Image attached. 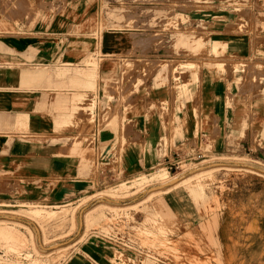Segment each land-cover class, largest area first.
<instances>
[{
	"label": "rangeland",
	"instance_id": "obj_1",
	"mask_svg": "<svg viewBox=\"0 0 264 264\" xmlns=\"http://www.w3.org/2000/svg\"><path fill=\"white\" fill-rule=\"evenodd\" d=\"M93 5L79 61L49 66L57 78L41 87L71 106L41 110L54 113L53 129L33 138L76 162L77 181L56 185L87 187L59 206L0 208L34 222L46 248L38 251L28 226L0 220V231L19 236L0 237V264H65L68 237L98 249L99 264H264V0ZM103 45L121 51L104 54ZM103 64L112 67L106 75ZM60 115L69 121L60 124ZM167 160L181 168L165 169ZM214 216L227 237L203 235Z\"/></svg>",
	"mask_w": 264,
	"mask_h": 264
},
{
	"label": "crops",
	"instance_id": "obj_2",
	"mask_svg": "<svg viewBox=\"0 0 264 264\" xmlns=\"http://www.w3.org/2000/svg\"><path fill=\"white\" fill-rule=\"evenodd\" d=\"M93 6V0H0V170L6 173L0 176V182L5 183V187L0 185V208H19L37 202L59 206L80 197L84 192L81 188L87 187L67 184L70 189L65 191L62 189L65 185H56L55 181H77L76 162L59 157V145L33 138L53 129L54 113L47 114L44 110H58L70 105L66 100L49 98L51 94L44 93L41 87L45 80L50 84L52 78H57L49 66L59 61L70 65L79 61L78 48L90 30L88 23L94 17ZM241 47L244 49L246 45ZM120 51L114 46L103 45L104 54ZM45 67H49L46 75ZM111 69L110 64H103L99 73L106 75ZM100 85L102 88L103 84ZM101 88L98 97L105 109L108 100ZM159 95L162 93L156 92L154 100ZM140 97L134 95L137 112L141 109ZM219 99H215L212 108L221 115ZM113 102L116 104L117 99ZM121 107L119 104V109ZM133 119L139 122L136 115ZM24 123L25 126L20 128L19 124ZM98 184L93 182V188ZM0 220L28 226L38 251H45L42 234L34 222L9 212H0ZM65 240L66 246L73 247L65 264H99L103 261L98 249L88 244L78 245L76 238Z\"/></svg>",
	"mask_w": 264,
	"mask_h": 264
},
{
	"label": "bare ground",
	"instance_id": "obj_3",
	"mask_svg": "<svg viewBox=\"0 0 264 264\" xmlns=\"http://www.w3.org/2000/svg\"><path fill=\"white\" fill-rule=\"evenodd\" d=\"M236 46H239V45H236ZM62 71H64V70H62ZM80 70H76V72H79ZM81 71H83V70H81ZM57 75H59L60 74V76H63V72H61V71H59V72H57L56 73ZM46 75V74H45ZM31 76V75H30ZM176 77V76H175ZM193 79L194 80H196L198 77H197V74H194L193 76ZM242 78V77H241ZM244 78V77H243ZM242 78V79H243ZM176 80H177V78H176ZM175 80V81H176ZM206 81H209V80H207L206 79ZM242 81V80H241ZM244 81V80H243ZM210 84V83H209ZM72 105H73V103H72ZM70 106H71V104L68 106V107H64V108H62V109H68V108H70ZM73 109V106H72V108L70 109V110H72ZM69 110V111H70ZM94 118V117H93ZM60 124L61 123H67L68 121H69V119H65L64 121H61V115H60ZM95 119V118H94ZM93 119V120H94ZM24 121H26V118L24 119ZM197 122V121H196ZM25 126V123L24 124H19V127L20 128H22V127H24ZM197 127V126H196ZM166 129V128H165ZM167 131V130H166ZM199 137H200V135H199ZM199 175V174H198ZM141 178H137L136 179V183H140L141 182ZM125 186V184H122L120 187H124ZM52 207V206H51ZM42 209V208H41ZM52 209H54V208H52ZM93 212H94V210H89L85 215H84V217H83V219H85V218H88V217H92L94 214H93ZM51 213H54V211L52 210L51 211ZM25 215H27V217H32V218H35V217H37V216H35V215H42V214H40V213H38L37 214V212L36 213H29V214H25ZM262 216V215H261ZM26 217V216H25ZM36 219V218H35ZM72 219V223H73V226H75L76 224H75V218H71ZM87 220V219H86ZM0 222H4V221H0ZM14 223H16V222H14ZM208 223V225H207V227H204V229H203V235L205 236V238H207V239H211V240H214L215 238H216V236H218V232H216V230L218 229H220L219 228V226H218V217H216V216H214V217H212L211 218V221H208L207 222ZM264 227L262 226V230H264L263 229ZM27 229V228H26ZM225 229V228H224ZM28 230V229H27ZM29 231V230H28ZM220 231V234L219 235H222V236H224V237H227V233L223 230V228L222 229H220L219 230ZM194 232V231H193ZM29 233H30V236H32V233L29 231ZM195 233V232H194ZM195 234H193L192 235V238H193V236H194ZM196 236H197V234H196ZM259 236H260V238H264V232L262 231L260 234H259ZM0 237H2V238H4V239H9V238H16V237H19L16 233H14V232H12V231H9V230H4V231H0ZM195 238V237H194ZM200 241V240H199ZM257 241H258V238H257ZM200 243V242H199ZM257 243V242H256ZM260 243V242H259ZM222 255L227 259V255H225V253H222ZM70 259H71V257H70ZM79 260H80V258H79Z\"/></svg>",
	"mask_w": 264,
	"mask_h": 264
},
{
	"label": "built area",
	"instance_id": "obj_4",
	"mask_svg": "<svg viewBox=\"0 0 264 264\" xmlns=\"http://www.w3.org/2000/svg\"><path fill=\"white\" fill-rule=\"evenodd\" d=\"M97 134V131L96 132H94L93 133V135L94 134ZM201 137H203V136H200V138ZM199 138V140H198V142H199V146H200V143H201V139ZM164 146V144H160V145H158V147H163ZM104 152V151H103ZM105 153H108V150L107 151H105ZM199 155V154H198ZM100 156H101V158H100ZM99 158H100V162H104L103 161V159H102V153H99ZM165 160V159H167V156L165 157H163L162 158V160ZM164 160H163V162H164ZM166 162V161H165ZM105 164V163H104ZM165 169H167V170H172V169H179V168H181V166H180V162H179V160H176V161H169V160H167V162L165 163Z\"/></svg>",
	"mask_w": 264,
	"mask_h": 264
}]
</instances>
